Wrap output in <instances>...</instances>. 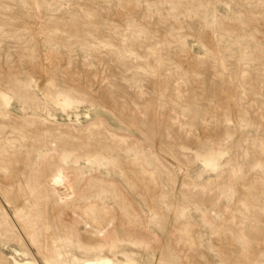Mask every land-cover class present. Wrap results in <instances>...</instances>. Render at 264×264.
<instances>
[{
	"label": "rangeland",
	"instance_id": "1",
	"mask_svg": "<svg viewBox=\"0 0 264 264\" xmlns=\"http://www.w3.org/2000/svg\"><path fill=\"white\" fill-rule=\"evenodd\" d=\"M93 257L264 264V0H0V264Z\"/></svg>",
	"mask_w": 264,
	"mask_h": 264
},
{
	"label": "bare ground",
	"instance_id": "2",
	"mask_svg": "<svg viewBox=\"0 0 264 264\" xmlns=\"http://www.w3.org/2000/svg\"><path fill=\"white\" fill-rule=\"evenodd\" d=\"M51 185L60 192L61 196L65 199H70L74 191L71 187L70 182L68 181L66 175L63 170H58L56 173L50 178ZM78 264H115L112 260L104 257H93L84 260ZM122 264H135L133 261H125Z\"/></svg>",
	"mask_w": 264,
	"mask_h": 264
}]
</instances>
